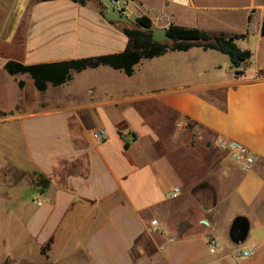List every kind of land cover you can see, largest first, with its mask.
I'll return each instance as SVG.
<instances>
[{
  "label": "crops",
  "instance_id": "1",
  "mask_svg": "<svg viewBox=\"0 0 264 264\" xmlns=\"http://www.w3.org/2000/svg\"><path fill=\"white\" fill-rule=\"evenodd\" d=\"M36 1L0 0L1 168L40 175L49 187L38 190L40 208L14 200L24 184L0 189V264H264V0H135L127 12L132 28L146 18L152 31H248L240 41L255 36L258 61L240 78L229 59L221 75L226 56L194 48L143 60L132 77L100 67L45 92L5 65L119 55L129 41L106 21L102 1ZM97 131L107 142L92 139ZM218 142L244 147L253 169L242 172ZM236 222L246 229L239 243ZM248 251L253 258L236 257Z\"/></svg>",
  "mask_w": 264,
  "mask_h": 264
},
{
  "label": "trees",
  "instance_id": "2",
  "mask_svg": "<svg viewBox=\"0 0 264 264\" xmlns=\"http://www.w3.org/2000/svg\"><path fill=\"white\" fill-rule=\"evenodd\" d=\"M53 0H37L36 2H47ZM73 3L84 5L82 0H71ZM102 15L105 16V9L102 8ZM122 32L128 39L127 49L119 55L97 57L92 59L76 60L58 64H46L25 67L17 63L9 62L5 65L4 71L9 76L28 75L38 92H45L47 87H60L71 80L73 74L86 70H95L100 67H108L115 71H122L127 77H132L134 68L143 60H153L164 56L168 52H188L198 48L203 51H214L229 59L231 70L234 76L240 78L251 59L248 51H241L235 41L244 39L248 35L229 37L221 34L217 37L209 36L196 29H184L170 26L167 36L171 39L169 44H157L152 41V26L148 19L140 18L135 22V27L120 25ZM260 37L264 38V16L260 29ZM23 88V83L19 84ZM30 184L41 192L49 187L48 180L37 174L26 175ZM49 249L47 245L41 250L44 256Z\"/></svg>",
  "mask_w": 264,
  "mask_h": 264
},
{
  "label": "built area",
  "instance_id": "3",
  "mask_svg": "<svg viewBox=\"0 0 264 264\" xmlns=\"http://www.w3.org/2000/svg\"><path fill=\"white\" fill-rule=\"evenodd\" d=\"M134 1L135 0H108L110 7L127 19L128 9L134 4ZM178 1L179 0H171L172 3H179ZM120 138L124 145L128 146L131 143V136L128 133H121ZM92 139L98 144H103L107 142L108 137L104 132L97 131L92 134ZM216 148L218 151L224 153L230 160L236 163L242 172L247 173L253 169L255 165V157L241 145L233 142H218L216 144ZM177 195H179V190L174 189L171 193L167 194L166 198L167 200H172ZM32 203L35 205V207L40 208L43 206L44 200L33 197ZM151 229L153 233H158L160 231V228L155 221L151 223ZM207 249L209 255H214L219 250V244L216 241L211 240L207 243ZM254 255V251H248L239 252L236 254V257L238 259H251L254 257Z\"/></svg>",
  "mask_w": 264,
  "mask_h": 264
},
{
  "label": "rangeland",
  "instance_id": "4",
  "mask_svg": "<svg viewBox=\"0 0 264 264\" xmlns=\"http://www.w3.org/2000/svg\"><path fill=\"white\" fill-rule=\"evenodd\" d=\"M98 1H102V0H98ZM256 28V22L254 21L253 25H252V30H255ZM249 40L247 42H241L240 40H237L235 42H237V44L235 43V45L241 50V51H248L251 54L252 59H250L249 61V66L255 68V65L258 61V48L257 47V43H256V38L254 35H250ZM263 55H264V48L261 49L260 52V59H263ZM260 62V61H259ZM222 67V72L221 75L223 77H225V75L227 74V70L229 68V64H228V58L225 59V63L221 64ZM7 149L6 145H3V148L0 147V189L3 188H13V186L17 185L19 183V185H23V188L20 190H18L17 192H14V200L16 199V197H20L24 202L32 199L33 196L36 197H41L40 192L38 191V189L35 188V190H33V188H31L30 186L26 185L29 182L28 177L23 176L22 173H18L15 172L13 169L11 168H7L5 170H3L2 164H3V156H6L7 151L5 150V147ZM18 188V187H17ZM37 190V191H36Z\"/></svg>",
  "mask_w": 264,
  "mask_h": 264
},
{
  "label": "water",
  "instance_id": "5",
  "mask_svg": "<svg viewBox=\"0 0 264 264\" xmlns=\"http://www.w3.org/2000/svg\"><path fill=\"white\" fill-rule=\"evenodd\" d=\"M102 5L105 9V19L109 23L125 25L127 27H133L134 23L129 21L126 17L120 13L114 11L108 0H102ZM152 41L157 44H169L171 39L167 36V30L153 31ZM246 229L243 223L236 222L231 229V237L235 243L241 242L245 237Z\"/></svg>",
  "mask_w": 264,
  "mask_h": 264
}]
</instances>
